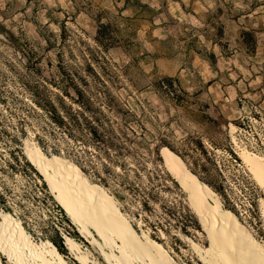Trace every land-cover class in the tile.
I'll return each instance as SVG.
<instances>
[{
  "label": "rangeland",
  "instance_id": "1",
  "mask_svg": "<svg viewBox=\"0 0 264 264\" xmlns=\"http://www.w3.org/2000/svg\"><path fill=\"white\" fill-rule=\"evenodd\" d=\"M129 1L0 0V190L11 210L1 212L20 221L37 244L50 241L55 237L54 227L66 224L48 186L15 155L20 149L26 157L28 142L38 145L35 134L43 124L29 112L28 106H34L32 89L39 85L56 91L62 68L81 67L84 74L83 66L91 58L99 72L115 79L124 97L130 95L146 108H156L162 123L171 112L151 87L158 77H178L192 95L200 91L199 103H209L211 115L221 119L215 107L219 109L227 121L228 141L215 134L204 139L211 151L209 137L224 145L214 150L217 168H211L218 190L204 183L264 245V190L240 157L243 151L264 157V0ZM135 1L146 8L134 5ZM99 18L127 27L131 40L109 51L99 47L95 41ZM44 78L50 81L43 82ZM179 125L173 126L178 135L197 136L206 131L205 126L186 118ZM161 151L156 159L168 172ZM45 154L58 156L51 160L77 165L65 155ZM118 205L122 210V204ZM123 213L131 223L137 222L142 236L147 234L161 244L177 264H202L189 239L206 251L210 243L203 231L187 236L173 226L169 232L159 229L154 239L142 221ZM162 215L157 217L165 224ZM72 225L73 235H64L78 242L96 263L106 264L98 245ZM63 256L69 264H79L68 249ZM0 259L10 264L6 257Z\"/></svg>",
  "mask_w": 264,
  "mask_h": 264
},
{
  "label": "trees",
  "instance_id": "2",
  "mask_svg": "<svg viewBox=\"0 0 264 264\" xmlns=\"http://www.w3.org/2000/svg\"><path fill=\"white\" fill-rule=\"evenodd\" d=\"M133 4L146 8L139 1ZM97 22L95 41L104 50L109 51L131 40L127 27L104 23L102 18ZM219 34L222 36L223 29ZM251 42L255 47L256 37L252 36ZM211 60L214 63L215 55ZM96 64L89 58L83 66L84 74L79 70L81 67L62 68L59 81L55 83L56 91L46 87L41 89L39 85L32 89L30 96L34 106H28L29 112L39 117L43 124L35 134L37 144L45 153L51 151L71 158L87 177L106 188L122 204L123 212L151 229L152 238L157 239L159 229L169 232L173 226L179 227L187 236H192V231H203L199 218L191 211L190 199V208L185 201L181 184L156 157L159 158V150L162 149L161 154L170 150L183 159L203 183L217 191L211 168H217L214 150L222 149L224 145L209 137L214 148L211 151L204 139L215 134L228 141L224 130L227 121L217 107L221 119L211 115L209 103H199L200 91L192 95L178 77L163 76L155 79L151 86L171 112L168 120L162 123L156 108L148 109L140 99L130 95L124 97L118 91L115 79L99 72ZM49 81L43 79V82ZM185 118L205 126L206 131L197 136L189 132L178 135L173 126L181 125ZM26 120L24 122L28 123ZM228 150L237 159L233 150ZM18 153L15 158L21 159L27 168L42 178L24 154H20V149ZM46 185L44 183V187ZM47 197L54 201L48 192ZM58 208L66 224L56 225L55 237L49 240L65 255L63 236L64 233L73 235L70 230L74 227L64 210ZM0 211H11L1 190ZM159 213L165 216V224L158 219ZM132 225L136 230L139 228L137 222ZM75 236L80 238L77 233Z\"/></svg>",
  "mask_w": 264,
  "mask_h": 264
},
{
  "label": "bare ground",
  "instance_id": "3",
  "mask_svg": "<svg viewBox=\"0 0 264 264\" xmlns=\"http://www.w3.org/2000/svg\"><path fill=\"white\" fill-rule=\"evenodd\" d=\"M25 155L79 233L98 245L106 264H177L161 244L147 234L142 236L116 199L106 189L93 185L79 167L64 159L51 160L31 142ZM240 157L264 190V157L247 151L240 152ZM162 158L189 197L210 243L205 251L189 239L202 264H264V245L239 216L224 208L218 195L192 173L183 159L170 150H164ZM0 217V256L10 264H69L52 242L37 244L20 221L1 211ZM64 238L79 264H98L78 242L67 235ZM0 264H4L1 259Z\"/></svg>",
  "mask_w": 264,
  "mask_h": 264
},
{
  "label": "water",
  "instance_id": "4",
  "mask_svg": "<svg viewBox=\"0 0 264 264\" xmlns=\"http://www.w3.org/2000/svg\"><path fill=\"white\" fill-rule=\"evenodd\" d=\"M64 238V237H63ZM65 239V238H64ZM65 244V246H66V243H64ZM68 249V248H67Z\"/></svg>",
  "mask_w": 264,
  "mask_h": 264
}]
</instances>
